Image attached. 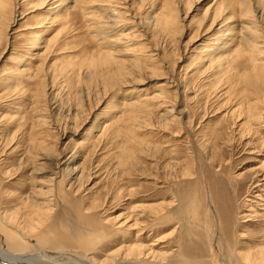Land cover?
<instances>
[{
  "label": "rangeland",
  "instance_id": "obj_1",
  "mask_svg": "<svg viewBox=\"0 0 264 264\" xmlns=\"http://www.w3.org/2000/svg\"><path fill=\"white\" fill-rule=\"evenodd\" d=\"M110 1H86L85 10L70 11V23L65 10L55 17L49 7L17 4L0 39V213L9 207L6 195L31 181L2 172L25 166L26 153H38L30 150L37 132L52 156L39 153L45 174L36 183L53 178L70 199L68 208L62 202L54 208L58 232L50 233L49 244H74L83 233L89 253L101 259L139 239L171 249L170 264H226L231 251H247L264 233V118L248 117L255 94L264 98L262 62L255 58V67L247 52L220 49V27H211V13L203 19L217 0ZM126 4L138 25L124 14L123 20L132 19L125 28L110 27L107 12ZM160 12L177 14L176 26L155 27L152 18ZM46 16L58 22L47 32L41 27L50 26ZM253 17L235 18L227 28L239 30ZM122 30L133 39L120 37ZM132 72L137 75L120 88L118 74ZM128 103H146V112L135 116ZM166 109L174 111L166 115ZM165 205L176 212L169 225L155 222L151 209ZM88 209L91 214L79 218ZM40 249L35 245L27 254H45L47 262L38 264H89L72 252Z\"/></svg>",
  "mask_w": 264,
  "mask_h": 264
},
{
  "label": "bare ground",
  "instance_id": "obj_2",
  "mask_svg": "<svg viewBox=\"0 0 264 264\" xmlns=\"http://www.w3.org/2000/svg\"><path fill=\"white\" fill-rule=\"evenodd\" d=\"M52 1L53 0H0V39L2 36L6 35V31L9 29L10 25L12 24V21L14 20V18H12V16H13L14 10H16L17 4L18 5L20 4L21 6L22 5L27 6L28 4L32 5V6L37 5L40 9H41V7L42 8L43 7H45V8L49 7L47 12H49L50 15H52V16L56 15L55 17H57L58 13L60 14V12L65 10L64 11L65 13L63 14L64 21L66 23H70V11L77 9L78 7L82 8L83 5H84L83 9L85 10L89 4L85 7L86 4H84V3H86V1L90 2V0H54L56 2H52ZM122 1H124V0H122ZM122 1H119V2H122ZM148 1L149 0H141L142 5H145L146 2H148ZM165 1H166V3L169 2L168 0H165ZM171 1L173 2V0H171ZM184 1L185 0H179L180 3L184 2ZM58 2L59 3L62 2L63 5L62 4L61 5H54ZM98 2L101 3L102 5H104L105 3L111 4V3H107V2H112V1H110V0H93V2H91V3L92 4H96V3L98 4ZM260 2H262V0H239V1H237V0H230L229 1L228 0V2H226V4L225 3L221 4L220 0H217L213 5H210L207 10L205 9L206 13H205V16L203 19L206 20L208 17L207 15H209V13H211V15L209 17L211 27L212 28L213 27H220L218 30H216V32L219 33L218 39H219V41L222 42L220 49L228 50L229 54H232L233 52L236 53V52H242V51L244 52L245 51V53L247 52L246 53L247 55L244 58L247 57V60L250 61L252 63V65H254L255 67H258L256 65L255 58L257 60H260L262 62V63H260V67L264 69V26L259 25V23L262 24L264 22V5H263L264 3L262 2V5H261ZM168 4H170V3H168ZM112 5H114V4H112ZM116 5L119 6L118 4H115L114 6H116ZM106 7H108V6H106ZM59 8H61V9H59ZM172 10L174 11L175 9H172ZM83 12L85 13V11H83ZM49 13H48V15H49ZM93 13H94V11H93ZM107 13H110L109 14L110 16L108 18L107 17L106 18L107 19L110 18L111 22H113L112 23L113 25H109L110 27L114 26L116 29L125 28L124 25H126V23L130 22L132 19H134V20L131 23H135L138 25V23H136V20H135L136 17H135V15H133L130 5L126 4L123 7V9H119V8L115 7L112 10H110V12H107ZM166 13H167L166 16H164V12L163 13H161V12L157 13L154 16V18H152L155 27L166 26V27L171 28V26L172 27L176 26L177 14H175L173 12L172 13L166 12ZM124 14H126V16H129L132 19H129V21L123 20L121 17H123ZM253 15H254V17H253ZM90 16H93V15L90 14V12H89V15L87 18H91ZM251 16L254 19L251 18L252 20L250 19V20H247L248 22H245L246 21L245 18L248 19ZM46 17L49 18L48 16H46ZM235 18H238L241 21L245 20L244 22H242V25L244 24L245 26L243 25L242 28H240L239 30H237V28H238L237 25H234L228 29L226 23H229V22L233 23ZM204 20H202V22ZM261 20H262V22H261ZM139 21L141 23V20H139ZM47 22H49V21H47ZM14 23L15 22H13V24ZM42 23H43V21L41 22V25H42ZM57 23H58L57 19L53 18V19H50V22H49L50 26L48 28H45L44 26H41V27L45 30V32H47L48 29L54 27V25ZM66 28H68V27H66ZM113 31L114 30H112V32ZM117 32H118V30H117ZM119 32H120V34H119L120 37L129 38L128 36H130V41H131V38L133 39V37H132L133 35L124 34L125 33L124 30L119 31ZM115 35H117V34H115ZM94 36H96V35H94ZM48 40H50V39H48ZM52 41H53V39L50 40L51 44H53V42H55V41H53V42ZM130 44H132V43H130ZM139 46H143V45L139 44ZM236 48L238 51H235ZM50 49H51V47H50ZM145 59H147V58H145ZM114 63H115V61H114ZM22 72H24V71H22ZM118 72H119V70H118ZM118 75H121V77L123 79V82H120L121 83L120 88H122V87L124 88L129 84V82H127V80L129 79L128 77L129 76L131 77L132 75H137V74L132 72V73H127V74L121 73ZM33 76H34V74L32 76H30L29 78L30 79L35 78ZM41 81H43V80H41ZM258 83L260 85L262 83V85L264 86V77L261 78ZM257 86H258V84H257ZM43 88L41 90H43ZM259 88H260V86H259ZM254 94H252V95H254ZM262 95L256 93L254 101H253L254 103L249 102L250 106H249V104L246 103L249 106L248 108L250 109V111H249L250 114H249V116L247 115L248 117L255 118V119L264 118V115H263L264 98ZM158 97H160V96L158 95ZM163 97H165V96H163ZM129 102H131V101H129ZM146 103L144 105H146ZM148 103H149V101H148ZM144 105L142 106L140 104L137 105L136 103H128V107H130L134 110L133 114H134V112H135V114H140L139 112L144 114L146 112L144 110L145 109ZM171 111H174V110H167L166 109V112H165L166 115L167 114L170 115ZM168 118H169V116H168ZM37 120L40 123L41 119H37ZM40 125H42V124L40 123ZM105 128H107V126L103 127L102 129L99 130V132H98L99 135L97 136L98 140L99 139L103 140L104 132L106 130ZM121 132H122V130H121ZM116 134L117 133H112V136H114ZM41 137L42 136L40 134L38 135L37 132L32 135V137H31L32 141L30 143L31 144L30 150L38 152V153H34V154L32 153L31 155L28 154L29 156L26 153V156H24V159L26 160V158H27V162H25L26 164L23 162L25 164V166L12 167V168H8V169L6 168V170L2 172V174L6 177H11L14 175V177H12V179L16 178L17 176L19 177L22 174L29 175L31 178L30 179L31 181H28L27 183L22 184L21 187L18 189L19 193H14L12 195L6 193L7 194L6 200L7 199L9 200V201L7 200L8 201L7 204H9V207H7L3 212L0 213V240H1V242H0V264H38V261L43 262L45 257H46L45 254L44 255H37V256L27 255L28 253H34L33 246H35V245H37L41 249L49 248V249H52L55 251H59V253H66V252L68 253L69 252L71 254V252H72L75 257H77L78 259H81V260L84 259V260L88 261L89 264H161V262H164V261H167L170 264L169 254L171 252L169 253V251L171 249H168V250L166 249L165 251L159 250V249H156L157 247L156 248L154 247L155 243H152L149 246V245L145 244V242H141L139 239L137 241H135L134 243H131V244H126L127 243L126 242L125 245H120L117 250L113 251L110 254L108 253V255L106 254V256L104 258H101V259H97L95 256L92 255V253L91 254L89 253L91 248L89 246H87V244H88L87 238H86L87 235L84 236L83 233H81L79 235V237L81 239L80 242L82 241V244H80L79 241L74 243V244H70V242H69L66 245L62 244L60 242L56 243V244H49V242H51V240H52V236L50 235V233L55 234L58 232L57 227L54 225L55 216L57 215L56 214L57 212L54 211V208L59 206V202H62L64 204V206L66 205V207L68 208L70 206V204H69L70 199H69V195L67 194V192H65V190L63 189V184H60V186H59L53 178L43 180L42 183L39 181H37L39 183H36L35 177L36 176L39 177V175L45 174L44 173L45 168L42 166V164L39 163V159H40L39 155L41 154L42 151L43 152L47 151V155H46L45 159L47 160V159H49L48 157L52 156V155H49L50 149L47 148V142H48L47 139L45 137H44V139H43V137L42 138ZM95 139H96V137H95ZM15 168H17V169H15ZM12 171H14V172L12 173ZM55 176H53V177L55 178ZM70 185H71L70 186V188H71L73 185L71 183H70ZM93 203H95V202H93ZM143 208H144V206L142 205V209ZM145 208H147V207H145ZM149 208H150V206H149ZM151 209L156 211L154 214L156 216L155 222H158L160 224L169 225L171 223V220H172L171 217L174 214H176V212H174V211L172 212L170 210V206L168 209V206H166V205H165V207L151 208ZM91 211H90V209H88L83 214V216H79V218L85 219V217L87 215L91 214L90 213ZM67 212L68 213L66 215V219H69L67 217H70L69 216L70 210L69 211L67 210ZM151 214H153V213H151ZM108 221L110 222V220H108ZM107 222H106V224H108ZM230 223H231V220H230ZM88 224H91V223L86 222L85 223V225H87L86 228L88 227L89 230L91 231L93 228V225L91 227V226H88ZM115 226H116V224H115ZM137 226H138V220L135 221V223L133 225H130V226L127 225L126 230L129 231L131 228L134 229ZM156 232H154V233H156ZM71 237L72 236H70V238ZM79 237L76 236L75 240L79 239ZM225 238L227 239V235ZM160 240L162 241L163 239L161 238ZM93 242L94 241H92V243ZM156 244H158V243L156 242ZM161 248L165 249V247H161ZM180 248L183 250V252H181L183 255V253H184L183 245ZM235 251L236 250H233L230 252V257H228L229 262L226 264H264V233H263L262 237H260V240L258 241V243L255 246L250 247L247 251H244V252H242L241 250L237 251V252H235ZM37 253H39V252H37ZM181 253H179V254L181 255ZM40 254H42V253H40ZM121 254L124 257V259H122V260H125V261L120 260L122 258ZM47 255H48V253H47ZM147 255H150L153 260L152 261L151 260L143 261V259H141L142 256H147ZM180 255H178V256L180 257ZM119 257H121V258H119ZM117 258H119L118 260H120V262L117 260ZM183 258L185 259V257H183ZM179 259H182V258H179ZM203 260L204 259H202V261ZM204 261H206V260H204ZM44 262L46 263L47 260ZM176 263H178V262H176ZM183 263H185V262H183ZM190 263L192 264L193 262H190ZM194 263L196 264V262H194ZM198 263L202 264L200 262H198ZM204 264H206V263H204ZM210 264H217V262L212 261Z\"/></svg>",
  "mask_w": 264,
  "mask_h": 264
}]
</instances>
